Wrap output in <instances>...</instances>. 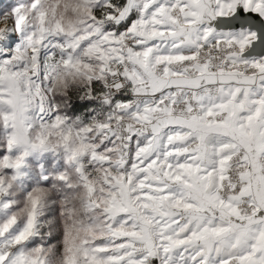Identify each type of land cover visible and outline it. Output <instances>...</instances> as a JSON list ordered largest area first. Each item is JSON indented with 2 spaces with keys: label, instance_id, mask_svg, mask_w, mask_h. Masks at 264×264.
I'll use <instances>...</instances> for the list:
<instances>
[{
  "label": "snow or ice",
  "instance_id": "1",
  "mask_svg": "<svg viewBox=\"0 0 264 264\" xmlns=\"http://www.w3.org/2000/svg\"><path fill=\"white\" fill-rule=\"evenodd\" d=\"M8 3L21 23L24 0ZM40 3L31 0L40 25L30 43L44 45L51 28L75 33L70 43L87 42L89 54L104 58L109 48L132 66L124 75L145 100L108 146L65 143L70 160L83 155L97 168L89 176L77 166L81 190L67 193L63 230L50 237L62 236L63 252L31 247L42 198L29 194L22 220L14 212L0 219V264H264V0H110L116 31L101 44L92 42L94 33L66 27L55 9L49 25ZM17 41L15 34L6 44L0 39L7 49L0 50V129H10L0 140V168L15 170L11 180L0 176V196L24 176V153L14 149L38 92L28 77L42 49L34 47L32 62L17 69L25 60ZM120 99L128 108L130 97ZM53 117V125L62 123ZM46 141L42 131L32 147L44 150ZM0 207L15 205L6 197Z\"/></svg>",
  "mask_w": 264,
  "mask_h": 264
},
{
  "label": "clouds",
  "instance_id": "2",
  "mask_svg": "<svg viewBox=\"0 0 264 264\" xmlns=\"http://www.w3.org/2000/svg\"><path fill=\"white\" fill-rule=\"evenodd\" d=\"M109 4L110 0H41L40 7L49 10V25L53 19L62 17L66 27H74L81 33H94L92 42L101 44L109 33L116 31L114 27H109ZM13 7L15 5H10L8 0L0 4V39L6 44L8 37L15 34L18 41L14 49L25 58L13 67L22 69L25 63H31L34 47H41L42 54L39 66L29 69L31 75L28 78L38 92L27 112L29 127L25 139L14 149V154L24 153L20 169L24 176L13 180L9 190L0 196V201L9 197L15 205L14 208L0 207V219L14 212L22 220L27 211L29 194L42 198L41 224L38 235L34 237L36 244L31 247L60 246L62 253V236L51 241L50 237L63 230L65 216L61 209L67 193L81 190L77 166L85 169L89 176L95 175L97 168L93 160L85 159L83 155L78 160H70L65 143L71 148L83 139L97 146H108L115 139L111 132L123 135L127 124L131 122V112L143 104L145 97L133 91L135 85L124 75L125 69L131 70L132 66L121 61L115 52L106 48L104 58L89 54L87 42L70 43L75 40V33L52 32L51 28L44 45H36L34 39L30 43L28 37H34L40 25L38 16L31 10V0H24L20 14L25 15V19L19 24ZM52 9L56 10L55 18L51 15ZM95 10H99V16L95 15ZM124 46L127 47L126 44ZM0 50L7 49L5 45H0ZM69 56L72 63L65 64L63 61ZM123 96L130 97L128 108L120 106V97ZM54 113L62 117L59 125L52 123ZM101 123L111 124L110 132L99 128ZM42 131L47 133L48 147L44 150L35 149L32 144ZM9 132V128L0 129V140H6ZM112 156L116 159L119 153L113 152ZM14 172L0 168V176L9 180ZM60 175L65 177L63 181L59 179ZM45 177L50 178L48 183H44ZM13 247L5 246L3 250L12 252ZM21 248L31 250L25 244Z\"/></svg>",
  "mask_w": 264,
  "mask_h": 264
}]
</instances>
